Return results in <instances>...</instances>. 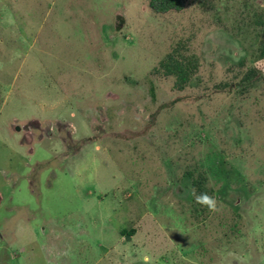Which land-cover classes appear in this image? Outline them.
I'll list each match as a JSON object with an SVG mask.
<instances>
[{"label":"rangeland","instance_id":"rangeland-1","mask_svg":"<svg viewBox=\"0 0 264 264\" xmlns=\"http://www.w3.org/2000/svg\"><path fill=\"white\" fill-rule=\"evenodd\" d=\"M150 2L0 0V264H264V0Z\"/></svg>","mask_w":264,"mask_h":264},{"label":"trees","instance_id":"trees-1","mask_svg":"<svg viewBox=\"0 0 264 264\" xmlns=\"http://www.w3.org/2000/svg\"><path fill=\"white\" fill-rule=\"evenodd\" d=\"M187 0H151L150 5L151 8L157 13L165 14L171 11L180 12L186 6ZM261 58H264V45L260 51ZM163 66L165 73L168 76L177 75L180 83L177 85L179 89H183L181 83L184 81V85L188 80V72L187 68L184 69L180 66H171L170 63L163 62L161 67Z\"/></svg>","mask_w":264,"mask_h":264},{"label":"clouds","instance_id":"clouds-1","mask_svg":"<svg viewBox=\"0 0 264 264\" xmlns=\"http://www.w3.org/2000/svg\"><path fill=\"white\" fill-rule=\"evenodd\" d=\"M192 195L195 197V202L201 206L207 207L209 212H216L218 211V201L215 196L209 195L207 192H201L199 194L193 189ZM145 264H149L151 257L145 255L144 256Z\"/></svg>","mask_w":264,"mask_h":264}]
</instances>
